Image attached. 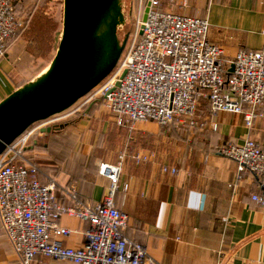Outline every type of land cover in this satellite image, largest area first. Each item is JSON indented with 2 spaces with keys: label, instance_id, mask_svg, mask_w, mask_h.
Listing matches in <instances>:
<instances>
[{
  "label": "crops",
  "instance_id": "obj_1",
  "mask_svg": "<svg viewBox=\"0 0 264 264\" xmlns=\"http://www.w3.org/2000/svg\"><path fill=\"white\" fill-rule=\"evenodd\" d=\"M157 1L160 10L205 19L207 40L221 47L225 63L240 50L264 55V0ZM4 63L0 101L22 86L5 72ZM198 112V127L190 130L155 122L121 126L96 101L32 137L24 155L40 168V184L55 179L52 203L68 206L63 191L72 186L81 201L98 203L108 180L98 175L97 163L113 164L124 152L114 203L128 219L124 235L145 245L147 264H264V208L251 199L261 192L258 180L249 172L237 174L236 163L220 153L224 144L245 139L264 148V106L251 127L242 115L211 116L207 107ZM213 122L216 131L209 130ZM179 134L185 152L176 159L170 150ZM162 166H175L177 172L163 173ZM57 223L72 231L64 245H82L86 222L63 216ZM0 234V264H20L1 229ZM33 264L70 263L37 256Z\"/></svg>",
  "mask_w": 264,
  "mask_h": 264
},
{
  "label": "built area",
  "instance_id": "obj_2",
  "mask_svg": "<svg viewBox=\"0 0 264 264\" xmlns=\"http://www.w3.org/2000/svg\"><path fill=\"white\" fill-rule=\"evenodd\" d=\"M24 1L0 0V57L26 28L21 12ZM146 7L145 20L139 12L111 74L65 112L29 126L0 154V229L20 264H33L37 256L70 264L149 261L145 245L124 235L128 219L114 203L125 153L113 164L98 165V175L108 180L107 193L98 203L81 201L72 186L63 191L68 206L53 204L55 179L40 184V168L24 155L31 138L44 129L96 101H102L121 126L155 122L188 130L198 127L200 101H207L211 116L242 115L247 127L264 106L261 51L240 50L225 63L221 47L207 40L205 19L160 10L157 0H147ZM209 127L218 128L215 122ZM220 153L236 163L237 174L249 172L256 177L261 192L251 199L264 208V148L245 139L241 144H224ZM162 172L174 175L177 168L162 166ZM127 190L123 184L121 191ZM63 216L88 224L80 247L64 245L72 231L57 223Z\"/></svg>",
  "mask_w": 264,
  "mask_h": 264
},
{
  "label": "water",
  "instance_id": "obj_3",
  "mask_svg": "<svg viewBox=\"0 0 264 264\" xmlns=\"http://www.w3.org/2000/svg\"><path fill=\"white\" fill-rule=\"evenodd\" d=\"M123 22L120 0H63L62 31L47 70L0 101V154L29 126L65 112L111 74L123 50L117 36Z\"/></svg>",
  "mask_w": 264,
  "mask_h": 264
},
{
  "label": "rangeland",
  "instance_id": "obj_4",
  "mask_svg": "<svg viewBox=\"0 0 264 264\" xmlns=\"http://www.w3.org/2000/svg\"><path fill=\"white\" fill-rule=\"evenodd\" d=\"M146 1L120 0L124 22L118 27L117 36L121 45L124 46L127 41L139 12L142 17ZM21 12L27 20V30L0 57V61H5L4 70L14 82L24 85L44 73L56 53L62 31L63 0H25ZM183 134L174 138L173 148L170 150L176 159L185 152ZM187 137L188 134L185 135V140ZM100 163L107 162L97 163V168ZM174 164L179 165L177 162ZM0 239H3L1 234Z\"/></svg>",
  "mask_w": 264,
  "mask_h": 264
},
{
  "label": "trees",
  "instance_id": "obj_5",
  "mask_svg": "<svg viewBox=\"0 0 264 264\" xmlns=\"http://www.w3.org/2000/svg\"><path fill=\"white\" fill-rule=\"evenodd\" d=\"M26 30L23 31L22 34H20V35L18 34V36L12 42L18 40L21 36H23L25 34ZM8 47H9V44H8ZM100 102H102V101H100ZM202 107H205V108L207 107L208 108V112H209V105H208L207 101H200L199 108H202Z\"/></svg>",
  "mask_w": 264,
  "mask_h": 264
}]
</instances>
